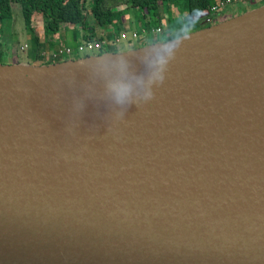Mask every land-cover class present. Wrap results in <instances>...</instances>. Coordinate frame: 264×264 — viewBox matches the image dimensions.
<instances>
[{
	"label": "water",
	"instance_id": "obj_1",
	"mask_svg": "<svg viewBox=\"0 0 264 264\" xmlns=\"http://www.w3.org/2000/svg\"><path fill=\"white\" fill-rule=\"evenodd\" d=\"M0 264H264V4L0 64Z\"/></svg>",
	"mask_w": 264,
	"mask_h": 264
},
{
	"label": "trees",
	"instance_id": "obj_2",
	"mask_svg": "<svg viewBox=\"0 0 264 264\" xmlns=\"http://www.w3.org/2000/svg\"><path fill=\"white\" fill-rule=\"evenodd\" d=\"M175 0H0V23L9 22L12 19V4L17 3L20 6V12L23 17L24 27L31 36L33 45L29 49L30 57L34 60L40 59L42 52L45 55L47 46L52 41V36L59 31L62 25L79 26L84 32L83 40L95 39L93 22L101 26L106 23L115 24L121 19V6L125 8H136L143 14L156 15L161 2H174ZM187 16L191 20L204 21L210 13V7L215 0H183ZM264 4V1L262 2ZM34 15H40L43 23L42 36L37 35L33 28ZM205 22V21H204ZM215 22H207L206 26ZM209 24V25H208ZM204 25V24H201ZM200 25V26H201ZM205 27V26H201ZM200 27V28H201ZM121 29L118 30V33ZM2 38L0 36V57L2 53L11 55L17 54V42L11 39V33ZM22 47V46H21ZM100 51L98 53H103ZM116 52V51H112ZM50 56V54H49ZM63 61L59 57L54 61H47L43 64H51ZM0 64H4L1 63ZM31 64V63H28ZM36 63L31 65H41Z\"/></svg>",
	"mask_w": 264,
	"mask_h": 264
},
{
	"label": "rangeland",
	"instance_id": "obj_3",
	"mask_svg": "<svg viewBox=\"0 0 264 264\" xmlns=\"http://www.w3.org/2000/svg\"><path fill=\"white\" fill-rule=\"evenodd\" d=\"M264 0H257V3L253 2L249 3L247 6H238L237 10L235 11V13L240 14L243 13L245 11H247L248 9H252L255 8L259 5H262ZM242 4V3H240ZM162 6H167V8L169 9V11H163L165 14L164 16H160L161 14V10H162ZM120 8H122L121 11V19H133L136 20L137 18L140 17V13L141 11L136 9V8H131V7H127L125 8L124 6H121ZM12 19L10 21V23L7 21L0 23V36L2 38H5L6 36L10 37L11 33V39L13 41L17 42V48H18V53L14 54L12 53L11 55L6 54V53H2L1 57H0V62L4 63V64H14V63H22V64H36V63H45L47 61H54L57 58H53L51 56H49L50 53L54 52L57 48L59 47H63L65 45H71L74 46L80 39V29L79 26L76 27V38H73L71 36H61V30L55 32L52 36V41L51 43L47 46L46 48V53H48V55H44L42 56L40 59L38 60H34L33 58L30 57V53L28 52L29 48H31V46L33 45L31 36L29 35V33L26 31L25 27H24V21H23V17L21 15L20 12V6L17 3H13L12 4ZM158 18V19H157ZM120 19V21H121ZM142 19V16H141ZM138 20V19H137ZM93 23H97V22H93ZM157 23H161V25L159 26V28H163L162 31L159 32H152V33H146V35H142L141 32L142 30H140V32H138L139 38L140 39H144L146 36L147 40L137 43L132 42L131 44L126 41H119L117 44H111V45H107L105 49L106 52H112V51H116V52H123V51H127L130 48L134 47L136 48L138 45H144V44H149L151 41H167L169 39H174L177 38L181 35L193 32L194 30H197L198 28H200L201 26H206V24L201 25L199 20H191L188 18L186 10L184 8V1L183 0H175L174 2L170 3V2H161L159 4V9L157 11L156 15H151V20H149V25L154 27ZM33 28H34V32L39 35L42 36L43 33V23L41 20L40 15H34L33 17ZM135 25V24H134ZM201 25V26H200ZM209 25V24H208ZM98 26V25H97ZM103 26V31H106V29L108 30V34L111 33V36L113 37L114 34H116L117 32V28L120 26V22H116L115 24H112L108 27V23L101 25ZM108 27V28H107ZM134 27H138V25L136 24ZM140 27V26H139ZM156 29V28H154ZM147 30V29H145ZM123 31V30H122ZM71 33H73V31H69ZM99 33H101L100 31H98ZM106 33V32H105ZM119 35V33H117ZM116 35V36H118ZM115 36V37H116ZM72 37V38H71ZM115 37H113L112 39H114ZM25 46L26 47H21V46ZM98 54L97 51H87V52H82L79 53L78 55H73L71 54L70 56H65L62 57L60 59L62 60H66V59H71V58H80L83 56H87V55H96Z\"/></svg>",
	"mask_w": 264,
	"mask_h": 264
},
{
	"label": "built area",
	"instance_id": "obj_4",
	"mask_svg": "<svg viewBox=\"0 0 264 264\" xmlns=\"http://www.w3.org/2000/svg\"><path fill=\"white\" fill-rule=\"evenodd\" d=\"M246 0H217L214 4L211 5L210 7V13L209 15L205 18V22L209 23V22H217L219 20V15L221 14V12L223 10H225L227 7L229 6H236L237 4H239L240 2H243ZM159 32L161 31V28L156 27V29H152V30H145L143 29L141 34L142 35H146V33H150V32ZM139 33L138 31H126L123 30L119 33L118 36H116L112 42L108 41L105 38H95V39H89V40H82L81 42H79L78 44H76L75 48L69 46V45H65L63 47H59L57 48L54 52L50 53V56L53 58H62L65 56H70L71 54L73 55H78L79 53L82 52H87V51H104V49L106 48L107 45H111V44H117L119 41H132V40H138L139 38ZM26 47V45L22 46ZM106 52V51H105ZM43 55H45L44 52H42Z\"/></svg>",
	"mask_w": 264,
	"mask_h": 264
},
{
	"label": "crops",
	"instance_id": "obj_5",
	"mask_svg": "<svg viewBox=\"0 0 264 264\" xmlns=\"http://www.w3.org/2000/svg\"><path fill=\"white\" fill-rule=\"evenodd\" d=\"M215 1H217V0H215ZM253 2L255 3H257V0H246V1H243V2H240V3H242V4H237V5H239V6H247L249 3H252L253 4ZM229 6V7H227L225 10H223L222 12H221V14L219 15V20L218 21H221V20H224V19H227V18H229V17H231V16H234V15H237V13H235V11L237 10V8H238V6ZM260 6V5H259ZM163 8H162V10H161V14H160V16L162 17V16H164V12L163 11H169V9L167 8V6H162ZM248 10H250V9H248ZM141 15H140V17L139 18H137L136 20H133V19H128V18H125V19H121V21H120V26L117 28V32H116V34H114V36L113 37H115L116 35H118L117 33H118V30L119 29H121V31L122 30H126V31H138V32H140V30H142V29H147V30H152V29H154V28H156V27H158V26H160L161 25V23H157L154 27H152V26H150L149 25V20H151V17L149 16V15H145V16H143V14H142V12L140 13ZM141 16H142V19H141ZM163 18V17H162ZM158 19V18H157ZM204 21H201L200 22V24H202ZM137 24L138 25V27L136 28V27H134L135 25ZM92 25H94V36L96 37V38H105V39H107L108 41H110V42H112V36H111V33H107L108 32V30L106 29V31H103L104 29H103V26H97V24H95V23H92ZM111 24H108V27L110 26ZM140 26V27H139ZM76 27L77 26H73V25H71V24H69V25H62V27H61V36H71V35H73L72 37L73 38H76ZM107 27V28H108ZM161 27H162V25H161ZM140 30H139V29ZM79 29H80V27H79ZM199 29V28H198ZM163 30V28L161 29V31ZM69 31H73V33H71V32H69ZM98 31H100L101 33H99ZM106 32V33H105ZM150 33H152V32H150ZM80 36H81V39L76 43V44H78L79 42H81L83 39H84V37H85V32L82 30V29H80ZM71 37V38H72ZM147 37L148 36H146L143 40L142 39H138V40H132V41H129V43L131 44L132 42H137V43H140V42H143V41H145V40H147ZM170 40V39H169ZM127 42V41H126ZM154 42H158V41H151L150 43H154ZM128 43V42H127ZM76 44L74 45V46H71V45H69V46H71V47H73V48H75V46H76ZM144 45H146V44H144ZM144 45H138L137 47H140V46H144ZM136 47V48H137ZM132 48H134V47H132ZM132 48H130V49H132ZM30 49V48H29ZM28 49V50H29Z\"/></svg>",
	"mask_w": 264,
	"mask_h": 264
},
{
	"label": "clouds",
	"instance_id": "obj_6",
	"mask_svg": "<svg viewBox=\"0 0 264 264\" xmlns=\"http://www.w3.org/2000/svg\"><path fill=\"white\" fill-rule=\"evenodd\" d=\"M175 55V50L174 49H170L169 50V58L173 57ZM160 68L158 70V72L155 74V79H154V82L155 83H162L163 80L165 79V76H164V71H165V66L167 65L168 63V59H165V58H161L160 61ZM128 88L127 86H120V87H117L115 89V99H116V102L117 103H120V104H123L125 102V99L128 95ZM153 92L151 90H149L146 95L144 96V100L145 102L150 100L152 97H153Z\"/></svg>",
	"mask_w": 264,
	"mask_h": 264
}]
</instances>
